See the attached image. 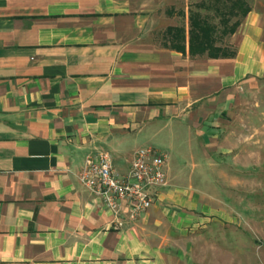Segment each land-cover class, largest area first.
Wrapping results in <instances>:
<instances>
[{
    "label": "crops",
    "instance_id": "1",
    "mask_svg": "<svg viewBox=\"0 0 264 264\" xmlns=\"http://www.w3.org/2000/svg\"><path fill=\"white\" fill-rule=\"evenodd\" d=\"M176 1L0 0V264H204L245 249L226 241L239 217L195 176L228 157L231 111L264 75L258 16L233 33L234 56L191 55L193 8ZM145 146L168 152V183L137 218L125 201L116 215L80 172L107 151L126 173Z\"/></svg>",
    "mask_w": 264,
    "mask_h": 264
},
{
    "label": "rangeland",
    "instance_id": "2",
    "mask_svg": "<svg viewBox=\"0 0 264 264\" xmlns=\"http://www.w3.org/2000/svg\"><path fill=\"white\" fill-rule=\"evenodd\" d=\"M246 1L251 7L250 11L257 13V23L264 42V0ZM215 2L217 1H176L180 8L189 5L202 14H210V19L219 23L220 16L214 7L205 6ZM246 16L240 17L241 22H244ZM237 18L235 16L232 19L234 21ZM182 21L184 22L179 19V23ZM232 35L227 36L223 42L235 48ZM252 82L255 87L246 90V97L232 109V116L224 127L221 144L230 150L226 153L227 159H224L220 168L213 172L206 171L207 179H203L199 169L195 176L199 182H204L206 192L215 197L212 196L217 203L211 205H218L230 217H239V224L235 220L229 221L231 226L226 241L229 240V246L235 242L244 244L245 249H232L224 252L223 256L220 252L211 250L207 252L204 264H264V75L258 76ZM156 147L162 149L164 146L158 144ZM195 153H198L196 148ZM210 242L221 240L211 237Z\"/></svg>",
    "mask_w": 264,
    "mask_h": 264
},
{
    "label": "built area",
    "instance_id": "3",
    "mask_svg": "<svg viewBox=\"0 0 264 264\" xmlns=\"http://www.w3.org/2000/svg\"><path fill=\"white\" fill-rule=\"evenodd\" d=\"M169 154L152 146L138 148L126 173L116 170L112 156L107 151L87 157L80 172L81 181L90 187L104 204L116 215L121 203L133 218H137L154 202L160 189L167 185L166 163ZM116 226L119 219L114 222Z\"/></svg>",
    "mask_w": 264,
    "mask_h": 264
},
{
    "label": "trees",
    "instance_id": "4",
    "mask_svg": "<svg viewBox=\"0 0 264 264\" xmlns=\"http://www.w3.org/2000/svg\"><path fill=\"white\" fill-rule=\"evenodd\" d=\"M206 7H214L220 16L219 23L211 20L210 14H202L199 10H190L189 14V51L191 55L207 54L209 56L231 57L236 49L226 44L224 39L235 33L241 24V18L246 16L251 7L246 0H229L227 3L220 0ZM202 4H198L201 6ZM238 18L233 21V17ZM171 35V46L186 50V27H171L168 30ZM223 40V41H222ZM223 42V43H221Z\"/></svg>",
    "mask_w": 264,
    "mask_h": 264
}]
</instances>
